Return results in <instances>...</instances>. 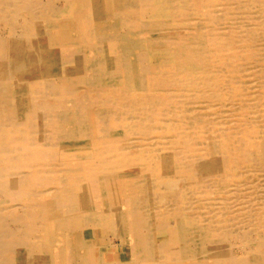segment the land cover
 <instances>
[{"label":"bare ground","instance_id":"bare-ground-1","mask_svg":"<svg viewBox=\"0 0 264 264\" xmlns=\"http://www.w3.org/2000/svg\"><path fill=\"white\" fill-rule=\"evenodd\" d=\"M0 264H264V0H0Z\"/></svg>","mask_w":264,"mask_h":264},{"label":"rangeland","instance_id":"rangeland-1","mask_svg":"<svg viewBox=\"0 0 264 264\" xmlns=\"http://www.w3.org/2000/svg\"><path fill=\"white\" fill-rule=\"evenodd\" d=\"M212 10L214 11V15L215 16H220V15H224V14H226V20L225 21H222L221 23H220V25H219V27H218V33L219 34H222V33H224V34H227V33H229L230 31H231V29H230V27H234V26H237L238 24H245L246 25V22H245V20H242V23H241V21L239 20V19H237V20H228L227 18H229V15H227V13L228 12H230V11H228V10H226L224 7H222L220 4H216L213 8H212ZM233 10V9H232ZM235 22H237V23H235ZM234 23V24H233ZM231 24H233V25H231ZM226 30V31H225ZM226 32V33H225ZM240 33V32H239ZM237 34V33H236ZM255 45H256V43H255ZM256 48V47H255ZM112 257H110V259H111Z\"/></svg>","mask_w":264,"mask_h":264}]
</instances>
